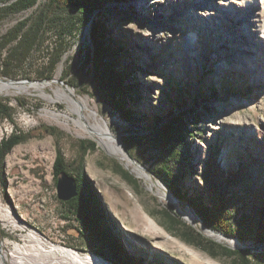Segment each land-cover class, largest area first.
<instances>
[{"label":"rangeland","instance_id":"1","mask_svg":"<svg viewBox=\"0 0 264 264\" xmlns=\"http://www.w3.org/2000/svg\"><path fill=\"white\" fill-rule=\"evenodd\" d=\"M12 1L0 0V34L20 20L32 22L43 10L40 56L53 47L61 50V57L49 80L0 76V82H37L43 88L0 93L12 108V121L0 120V140L11 133L25 137L0 163L1 250L8 253L13 242L24 243L32 232L81 254L101 257L100 251L101 258L117 264L107 237H91L78 215L69 212L73 209L58 198L54 170L56 154L61 153L67 173L95 194L100 215L112 228L121 253L135 259L134 264H202L171 240L219 264H264V242L231 235H220L224 240L219 241L205 232L195 215L196 224L184 219L178 206L166 203L150 181L100 146L95 133L79 127L73 119L79 114L55 94L66 87L74 97L84 98L109 122L121 143L122 137L138 138L129 150L122 145L154 182L161 181L151 173L165 158L156 137L169 115L197 122V135L187 136L185 145L174 143L176 156L169 162L173 172L178 166L186 170L183 189L189 194L204 189L200 175L211 165L213 182L233 200V212L253 215L264 189V0H102L91 20L103 22L114 41L112 48L119 49L105 59L124 75L122 85L139 87V100L127 101L137 115L132 122L122 118L110 95L96 85L91 22L82 24L76 11H50L49 0L6 15L3 9ZM250 9L258 15L250 18ZM247 21L251 26L243 28ZM171 84L184 88L185 99L174 102ZM46 111L60 114L59 121ZM193 167L196 173L188 174ZM135 201L164 233L154 235L139 228L129 212ZM177 203L189 210L185 203ZM5 211L19 226L2 221ZM169 215L182 224L172 222ZM94 226L104 233L105 226L95 219ZM185 234L205 246L207 238L242 254L228 256L215 246L213 256L186 242ZM228 239L239 246L230 245Z\"/></svg>","mask_w":264,"mask_h":264},{"label":"trees","instance_id":"2","mask_svg":"<svg viewBox=\"0 0 264 264\" xmlns=\"http://www.w3.org/2000/svg\"><path fill=\"white\" fill-rule=\"evenodd\" d=\"M38 0H13L4 7L5 14L17 13L34 6ZM102 0H49L48 6L50 11H76L82 15V24L91 22V35L95 40V49L92 62L94 63V78L96 85L104 88L110 95L112 105L119 112L123 119L132 122L136 119V113L130 107H127V101L131 97L137 102L140 98L138 85L125 88L123 84L124 75L115 70L112 60L105 59L108 53H117L118 48H112L113 39L105 30L103 22L91 20V15ZM45 13L40 10L32 22L29 19L20 20L17 24L9 28L3 34H0V76L17 78H29L31 75L39 79L49 80L53 77L54 71L60 61L61 50L58 48L47 47L46 51L40 56L41 48V31L44 22ZM33 18V17H32ZM175 93L174 102H180L181 98L185 99L184 88L170 85ZM204 97V95H202ZM7 98H0V120L8 119L12 121V108L6 101ZM170 118L160 128L156 140L162 148L165 158L161 165L152 171V173L161 180L171 191V193L180 201L189 204L195 211L204 225L215 231L222 232L226 235L237 237L244 241L255 243L264 242V189L258 196V204L253 215L237 216L233 212V200L228 198L225 193H221L216 184L213 182V173L210 170L213 167L209 165L208 172L201 173L200 177L204 182V189L197 190L189 194L182 187L183 177L186 176V170L179 166L177 171L173 172L169 164L171 158L176 156L174 143L185 145L187 136H196L197 122L185 120L184 116L169 115ZM189 118V117H188ZM190 119V118H189ZM24 136L11 133L0 140V163L4 160L6 154L17 144L24 141ZM122 143L126 150L135 147L138 138L122 137ZM254 160V159H252ZM66 172L65 164L61 153L56 154L54 176ZM82 173V171H81ZM196 169L189 168L188 174H195ZM127 175V173H125ZM70 175V174H69ZM72 176V175H71ZM78 188V195L67 204L73 209L70 213L75 212L84 229L90 233L91 237L103 235L109 240V247L115 256L117 264H134L136 261L121 253L117 244L116 236L108 223L100 215L96 196L92 191L86 190L83 182L78 183L80 178L75 177ZM81 177V181L83 180ZM57 181V180H56ZM203 190V191H202ZM201 191V192H200ZM204 192V193H202ZM172 222L182 224L179 219L169 215ZM94 219L99 225L105 226L104 233L94 226ZM101 233V234H100ZM184 240L190 244L207 251L215 256L213 248L217 246L228 256L242 254L241 250H233L222 246L211 239H207L208 246L201 243L200 239L190 234L184 235ZM97 254L104 255L97 251ZM130 262V263H129Z\"/></svg>","mask_w":264,"mask_h":264},{"label":"bare ground","instance_id":"3","mask_svg":"<svg viewBox=\"0 0 264 264\" xmlns=\"http://www.w3.org/2000/svg\"><path fill=\"white\" fill-rule=\"evenodd\" d=\"M250 18L257 16L258 13L255 10L250 9ZM252 23H245L243 28H249ZM192 44L189 40V45ZM42 88L37 82H0V93L4 94H18L29 91L30 89ZM43 89V88H42ZM56 98H64L70 103V110L78 113L79 118L74 119V122L86 131L95 133L98 136V142L100 146L105 148L110 154L119 157L124 161L127 166H132L133 172L139 177L144 178L151 183V187H156L160 197L168 204H175L178 206L180 214L187 221L196 224L194 215L190 210H182L178 203L173 199L172 193L166 190V187L161 182H154L145 167L138 165L134 159L126 152L123 145L121 144L119 136H117L111 129L109 122L102 117H99L98 111L91 109L88 102L84 98L74 97V91L66 88L59 87L56 91ZM50 99H54L50 97ZM87 110V112H85ZM46 115H50L59 121L61 116L58 113L45 112ZM129 212L133 217L136 224L141 228L142 231L149 234H161L164 230L151 218L141 207L140 204L135 201L129 206ZM2 221L9 223L13 226H19L17 222L12 218L9 212L5 211L2 215ZM206 230V229H205ZM210 236L215 237L217 240L222 241L220 235L211 231H205ZM169 237V236H168ZM170 241V240H168ZM177 247L190 253L194 260H198L202 264H219L211 259H206L201 253L195 249L186 246L185 244L171 240ZM170 241V242H171ZM228 243L234 247L239 246L235 240H227ZM0 264H112L101 257L95 255L81 254L78 251L45 241L36 233H29L26 235L24 243L13 242L12 247L8 253L1 250L0 246Z\"/></svg>","mask_w":264,"mask_h":264},{"label":"water","instance_id":"4","mask_svg":"<svg viewBox=\"0 0 264 264\" xmlns=\"http://www.w3.org/2000/svg\"><path fill=\"white\" fill-rule=\"evenodd\" d=\"M0 81H3V80L0 78ZM4 82L13 83V82H19V81L6 80ZM151 174L154 175L153 173H151ZM161 183L165 187H167L162 181H161ZM56 187H57V196H58V198L61 201H65V202L69 201V200H71L72 198H74V197H76L78 195L77 182H76L75 178L73 176L69 175L66 172H63L61 174V176H59L57 178ZM172 197H173V199L176 202H179V200L173 194H172ZM182 203H185L188 206V209L191 211V213L193 215H195L196 217H198L197 214L195 213V211L192 209V207L189 204H187L186 202H182ZM201 223L204 225V223L202 221H201ZM204 228H206L207 230H209V231H211L213 233H216L218 235L224 236V237H228L229 236V235H226V234H224L222 232L210 229V228L206 227L205 225H204Z\"/></svg>","mask_w":264,"mask_h":264}]
</instances>
